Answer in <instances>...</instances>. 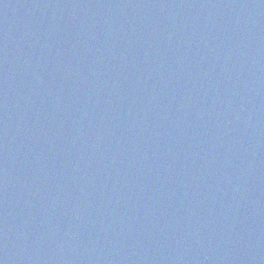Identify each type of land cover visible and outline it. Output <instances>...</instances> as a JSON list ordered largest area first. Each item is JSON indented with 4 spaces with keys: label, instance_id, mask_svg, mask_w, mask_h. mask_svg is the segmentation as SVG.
Returning a JSON list of instances; mask_svg holds the SVG:
<instances>
[{
    "label": "water",
    "instance_id": "obj_1",
    "mask_svg": "<svg viewBox=\"0 0 264 264\" xmlns=\"http://www.w3.org/2000/svg\"><path fill=\"white\" fill-rule=\"evenodd\" d=\"M0 264H264V0H0Z\"/></svg>",
    "mask_w": 264,
    "mask_h": 264
}]
</instances>
